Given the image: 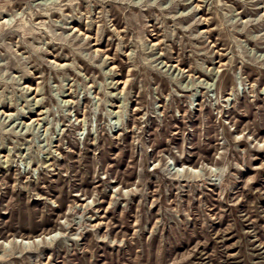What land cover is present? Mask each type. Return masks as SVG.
Listing matches in <instances>:
<instances>
[{
    "label": "rangeland",
    "instance_id": "rangeland-1",
    "mask_svg": "<svg viewBox=\"0 0 264 264\" xmlns=\"http://www.w3.org/2000/svg\"><path fill=\"white\" fill-rule=\"evenodd\" d=\"M0 241L264 264V0H0Z\"/></svg>",
    "mask_w": 264,
    "mask_h": 264
},
{
    "label": "bare ground",
    "instance_id": "bare-ground-1",
    "mask_svg": "<svg viewBox=\"0 0 264 264\" xmlns=\"http://www.w3.org/2000/svg\"><path fill=\"white\" fill-rule=\"evenodd\" d=\"M45 236L47 237V239L49 238L50 240H52L55 237L53 235V233L50 234V235H45ZM43 240H45V238H43ZM36 241H38V240H36ZM36 241H34V242H36ZM17 242H21L23 244H26L27 243L26 245H28V243H30V241H28L26 239H17ZM0 244H2L3 246H7L8 242H6V241H4V242L0 241Z\"/></svg>",
    "mask_w": 264,
    "mask_h": 264
}]
</instances>
